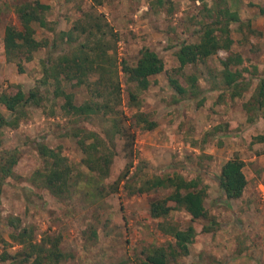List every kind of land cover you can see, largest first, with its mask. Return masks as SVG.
I'll return each mask as SVG.
<instances>
[{
	"label": "rangeland",
	"instance_id": "obj_1",
	"mask_svg": "<svg viewBox=\"0 0 264 264\" xmlns=\"http://www.w3.org/2000/svg\"><path fill=\"white\" fill-rule=\"evenodd\" d=\"M24 1L28 0H0V94L16 85L28 91L40 79L41 61L46 58L45 49L35 53L30 62L23 63V73L6 61L4 29L8 25L20 28L14 8ZM102 1L96 5L91 0H40L50 6L47 18L58 23L56 31H67L82 13L94 8L116 33L123 131L113 135L109 118L66 117L59 109L63 100H55L52 107L51 88L41 90L50 101L45 109H30L16 129L4 128L0 135V152H19L14 175L0 186V252L14 256L20 249L10 240L14 230L8 220L14 219L20 228H30L37 240L44 235L60 236L66 258L59 264H136L151 248L173 242L160 230L163 223L195 230L188 254L169 264H264V142L255 140L264 134V113H247L244 108L264 79V0ZM217 7L237 12L241 20L229 26L230 49L179 70V47L198 39L201 26L211 20L209 15ZM34 27L37 39L52 37ZM142 48L154 51L164 68L149 78L137 107L130 104L128 90L133 88L125 84L120 63L135 64ZM63 49L60 45L54 55ZM232 55L242 60L231 67L242 73L239 82L244 89L237 97L223 86L219 74L221 62ZM190 77L196 78L195 94ZM170 79L187 92L179 94ZM71 91L75 104L89 98L85 86ZM0 111L8 114L2 106ZM136 113L145 114L156 127L143 130L135 125ZM76 127L96 132L106 141L107 136L112 139L115 156L106 178L81 164L83 155L69 136ZM40 143L60 149L72 169L70 192L62 199L52 196L34 176L43 168L36 149ZM234 156L244 163L247 185L239 199L228 200L218 187V176L222 165ZM127 167L129 174L118 183ZM175 175L198 180L205 189V219L192 220L183 209L152 218L150 203L164 200L171 190L130 195L124 188L126 181L136 186L149 178Z\"/></svg>",
	"mask_w": 264,
	"mask_h": 264
},
{
	"label": "trees",
	"instance_id": "obj_2",
	"mask_svg": "<svg viewBox=\"0 0 264 264\" xmlns=\"http://www.w3.org/2000/svg\"><path fill=\"white\" fill-rule=\"evenodd\" d=\"M91 1L96 5L103 3L102 0ZM159 2L162 3L163 0ZM49 11L50 6L42 4L40 0L24 1L14 8L20 28L8 25L4 29L3 50L6 61L14 63L20 73L24 72L23 63L30 62L35 53L42 49L47 52L46 58L41 61V77L33 87L23 91L16 85L12 90L0 94V106L8 112L4 115L0 111V135L4 128L16 129L22 121L27 119L30 109L44 110L47 99L41 90L49 87L53 96L52 107L55 106V100L62 99L59 109L66 117L75 120L91 117L109 118L112 122V134H120L121 130L123 131L120 122L122 123L124 115L119 111L122 100L116 57V33L104 16L94 8L82 13V16L75 20L67 31H56L58 23L47 18ZM214 12L209 15L211 20L201 26L198 39L193 43H183L179 47L176 52L179 70L187 65L202 64L219 50L230 49L232 40L229 26L231 23H240L241 20L237 12L226 7L222 9L217 7ZM34 26L51 33L52 37L37 39ZM60 45H63L64 49L54 55L55 49ZM241 63L242 60L238 55L228 56L221 62L223 69L219 74L223 86L231 90L232 97L239 96L244 89L239 82L242 77L241 71L231 69L232 66ZM120 66V72L125 77V84L133 88L128 90L130 104L138 107V95L149 87V78L163 71L162 60L154 51L142 48L135 64L129 65L123 60ZM189 80L190 90L195 94L196 78L190 77ZM169 82L179 94L187 92L175 79H170ZM82 86L89 90V98L81 104H75V96L71 90ZM244 108L247 113H264V79L259 80L255 92L244 104ZM133 118L135 125L143 130H152L156 127V123L143 113H136ZM69 136L75 139L83 155L81 164L89 172L106 178L115 156L112 139L107 136L108 141H106L96 132L81 127L74 128ZM255 140L263 143L264 134L256 137ZM128 144H126L127 147H130L131 144ZM36 149L43 161V168L36 171L34 176L41 180L52 196L57 199L64 198L70 192L69 182L72 176V169L67 158L62 155L60 149L49 148L43 143L38 144ZM18 160L19 152L16 149L0 152V186L5 179L14 175ZM129 167L118 179V183L127 177ZM243 167V161L236 156L226 161L221 167L218 187L228 200L239 199L246 188L247 180ZM124 188L128 189L130 195H141L157 189L171 190L164 200L150 203L149 212L152 218L166 217L172 209H183L192 220L207 217L204 207L206 192L200 187L198 180L186 181L177 175L153 177L143 180L136 186L126 181ZM169 202L172 203L171 206L168 205ZM18 224L17 220H8V226L14 230L10 240L20 249L14 256L7 252H0V262L59 264L66 258L60 249V236L44 235L37 240L30 228H20ZM159 227L165 235L171 237L173 242L166 246L151 248L145 253L144 259L136 264H169L188 254L189 245L195 236L192 226L186 230H180L175 226L162 223ZM0 242L3 240L0 239Z\"/></svg>",
	"mask_w": 264,
	"mask_h": 264
}]
</instances>
